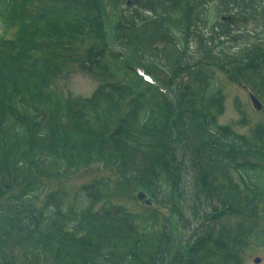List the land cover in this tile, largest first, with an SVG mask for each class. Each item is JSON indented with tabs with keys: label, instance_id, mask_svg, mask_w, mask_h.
<instances>
[{
	"label": "rangeland",
	"instance_id": "374dc122",
	"mask_svg": "<svg viewBox=\"0 0 264 264\" xmlns=\"http://www.w3.org/2000/svg\"><path fill=\"white\" fill-rule=\"evenodd\" d=\"M235 1L251 2L249 5H254L259 1L263 3L264 0H231L225 9L226 13L222 10L213 13L212 6L207 5L203 8L204 4L199 3L200 8L196 9L195 15L202 18L212 15L217 26L222 30L232 29L233 23H223V17H228V13L236 7ZM131 6L137 11L135 3ZM48 7L49 4L44 0H34V2L29 0L24 7L25 15L27 17L35 15L37 10L40 12ZM100 9L98 8L99 13L96 16H100L104 21L103 41L109 38L112 51L128 52L129 68L135 66L136 70L140 71L139 65L143 66L144 63L147 73L150 71L152 73L150 75L156 78V83L150 86L155 90L168 88L171 95L169 100L175 107L176 103L182 100V98L179 101L174 98L175 87L179 90L178 95L182 96L181 92L186 91L192 81L188 78V74L184 75L185 68H183L189 59L185 61L184 58L178 60L173 57L171 59L175 61L173 66L170 60L163 59L161 62L159 57L165 55L162 50L163 44L159 50H155L156 46L149 40L144 42L130 30L123 26L120 28L123 8L119 7L118 2L100 0ZM218 12L223 13L218 14ZM72 13L75 16L79 15L80 10H73ZM72 13L69 18L75 20ZM253 24V27H256L257 22H251L250 27ZM73 27L77 28V26ZM120 29L125 33L124 42L129 45L131 51L118 46V38L121 40ZM79 33L80 31L77 32ZM115 35L116 39H114ZM247 37V35L239 36L238 42H243ZM96 38V36H86L80 39L79 35L68 34L63 39L64 48L61 52L58 50L52 52L53 57L46 47H36L38 40L30 38L33 44L28 54L30 68L26 67L21 72L25 85L20 83L18 88L20 93L17 92L16 98L14 95L9 96L8 92H0L1 101L12 100V107L26 111L31 120L37 119L41 124L64 127L68 130L69 142L73 143L72 152H65V155L62 152V142L58 143L60 146L58 152H53L56 147L54 141L51 150L47 149L49 144L45 145V149L37 147L38 150L41 148L48 153L55 161L50 166H43L38 162L36 171L32 172L39 180L44 176L48 177L42 178L45 189L38 209L44 210L45 205L53 203L56 199L62 211L66 213L72 209L77 193L84 187L104 182L109 185L107 196H101L96 200L93 212L110 203L115 209L119 208L117 211L141 215L154 224L153 229L149 233L136 230L123 220L119 222L86 220L73 231L72 237L87 244L97 242L105 243L103 246H113L112 256L119 259L120 263H129L128 258L132 255L130 249L133 244L137 240L147 239L145 257L149 251L156 264H264V246L255 245L250 241L253 234L264 233V196L255 198L257 196L255 189L233 167L238 161L250 162L258 168L260 174H264V69L261 74L255 76L254 71L236 64L242 58L231 53V59L234 58L231 65L224 63L220 68L216 67V70L208 68L195 79L196 81L205 75L208 77L212 75L218 81V91L210 106L209 118H214L218 123L217 126L234 138L242 137L247 147L246 152L241 142H226L224 148L219 144L211 143L214 152L231 155L227 163L223 161L219 164L221 168L226 165L223 167L229 173L226 179L222 171L218 174L214 169L216 157L206 152L203 154L206 158L205 165L195 169V151L191 134H194L196 139L198 132L207 127V123L203 120L205 115L200 116L202 120L195 117L192 123L184 122L183 116L173 117L163 108V99L158 101L162 122L152 141L155 144L154 152L145 154V157L154 160L155 166L160 165L170 175L173 189L169 195H166L155 183V172L146 171L140 180L128 179V168L133 166L135 158L133 151L126 150L123 139H126L125 135L129 137L128 126L133 127V112L138 100L133 96H124L120 101L115 102L111 98L98 95L103 76L95 65L87 63V58L84 56L92 47L91 41L98 42ZM81 41L83 42L80 43ZM100 44L101 49H104L105 44ZM190 49L199 51L191 41ZM39 50L48 54L44 55ZM60 55L65 61L59 59ZM145 55L150 59L154 56L157 59H153L154 62L151 63V60H145ZM195 56H190L192 59L190 64L195 63L197 59ZM101 58H110L109 52ZM46 63L48 65H44ZM50 66L51 68L48 69ZM175 67L176 71L173 69ZM241 67L243 70L240 71ZM134 78L139 81L135 76ZM169 79L172 80V84ZM141 84L149 91L152 89L144 83ZM195 87L196 82L193 89ZM250 94L257 96L263 104L261 111L254 108ZM155 96L157 97L156 94ZM140 103L137 102L136 107ZM149 127L151 128L152 124ZM98 129L106 133L102 136L104 144L110 142L117 149L112 156L107 155L106 159L101 155L98 157L96 148L90 146L95 130ZM145 134L146 136L142 135L150 140V130L145 131ZM173 134L177 138L175 143L171 140L167 141V138ZM212 138L211 134L208 142ZM143 149L145 150L144 147ZM87 161L91 165L87 166ZM3 174H6V171H3ZM203 176L204 179L201 178ZM14 182H10L11 192L17 193L19 186ZM7 183L8 181L0 182L3 186ZM140 192L147 194V199L153 201L152 208H147L146 201L137 198ZM66 229L64 233L68 232V228ZM0 235H6L0 264H27L24 254L28 253L29 247H24L23 241H15L17 238L19 240L16 231L0 225ZM65 237L62 242L70 244L66 235ZM64 247V244L59 243L56 252H49L46 259L37 260L36 264H93L89 256L74 263L72 258L77 254V250L73 247L72 251H65ZM164 255L166 258L163 257ZM257 258L260 259L259 263Z\"/></svg>",
	"mask_w": 264,
	"mask_h": 264
},
{
	"label": "trees",
	"instance_id": "16d2710c",
	"mask_svg": "<svg viewBox=\"0 0 264 264\" xmlns=\"http://www.w3.org/2000/svg\"><path fill=\"white\" fill-rule=\"evenodd\" d=\"M28 1L0 0V92H8L9 96L14 95L16 98L17 92L20 93L18 89L20 83L25 85L21 72L26 67L30 68L28 66V54L33 48L30 38L38 40L39 43L36 47H46L47 50L51 51L52 56V52L55 50L62 51L64 48L63 39L68 34L79 35L80 39L86 36H96L98 42L91 41L92 47L85 52L84 56L87 58V63L95 65L103 76L98 95L111 98L115 102L120 101L124 96H133L138 100L137 102H141L137 107V102L135 103L133 127L128 126L127 134L129 137L125 135L126 139H123L126 150L133 151L135 158L133 166L128 168V179L130 181L140 180L146 171L155 172V183L161 187L166 195L172 192L173 185L170 175L166 173L167 171L160 165L155 166L154 160L145 157V154L154 152L155 144L152 141H154V134L162 122V114L158 110L160 99H163L164 109L173 117L174 115L183 116L184 122L191 121L190 123H192L195 117L200 118L203 114L205 115L203 120L207 123V127L198 132L196 139L195 135L191 134L195 151V169L205 165L206 158L203 154L206 152L216 157L214 169L217 170L218 174L222 171L226 179L229 174L223 169L226 165L221 168L219 164L223 161L227 163L231 155H226L224 151L222 155L219 152H214L211 143L219 144L224 148L226 142H241L246 152L247 147L244 145L242 137L234 138L227 131L220 129L214 118H209L210 106L213 104L212 101L218 91V81L212 75L209 77L205 75L196 81L195 79L201 76L200 73L203 70L207 71L208 68L209 70H216V67L220 68L224 63L231 65L234 62V58L231 59V53L242 58L236 64L254 71L255 76L262 73L264 69V1L263 3L259 1L254 5H249L251 2L242 1L238 3L235 1L236 7L228 13L232 18L233 28L222 30L217 26L214 16L207 15L202 18L195 15V11L200 8L199 3H201L204 4L203 8L207 5L212 6L214 8L213 13L220 10L226 13L225 9L231 0H133L137 6V11L128 4V0H114L119 3V7L123 8L120 28L123 26L128 31L130 30L144 42L149 40L156 46L155 50H159L161 45H164L162 50L165 55L159 57L161 62L163 59H167L173 66L175 63L174 60H171L173 57L178 60L184 58L185 61L187 58L189 59L183 68H185L184 75L188 74V78L192 81L188 84L186 91L181 92L182 96L178 95L179 90L175 87L174 98L178 101L182 98L175 107L169 100L170 96L167 92L162 89H153L128 67L129 56L112 51L108 41H103L104 21L100 16H96L101 10L100 0H44L49 4L48 9L40 12L37 10L35 15L27 17L24 7ZM73 10H80L79 15L75 16L72 13ZM223 12H218V14ZM71 13L76 21L69 18ZM251 22H257L256 27H253L254 24L250 27ZM73 26H77V28ZM79 31L80 33L77 34ZM120 32L121 40L118 38V46L121 49L125 48L131 51L129 45L124 42L125 33L122 29ZM241 35L248 37L243 42H238ZM190 41L195 43L199 51L190 49ZM100 43L105 44L104 49H101ZM236 50L237 52H233ZM39 51L43 52L44 55L48 54L46 51ZM106 52H109L110 58L102 59L101 57ZM190 56L197 58L195 63L190 64L192 60ZM144 58L151 60V63L154 62L153 59H157L155 56L150 59L147 55ZM59 59L65 61L62 55L59 56ZM44 65H48V63ZM143 66L146 65L143 63ZM50 68L51 66L48 67V69ZM173 69L176 71V67ZM241 70H243L242 67ZM148 73L152 74L150 71ZM133 75L153 90L149 91ZM171 75L174 74L171 73ZM158 79L161 80L159 77ZM170 82L172 84V80ZM195 82L196 87L193 89ZM39 98L41 99V96ZM12 103V100L11 102L0 100V182L8 181L4 186L0 184V225L15 230L19 237V240L17 238L15 241H23L24 247H29L28 253L24 254L27 264H36L37 260L46 259L49 252H56L59 243L64 244L65 251H72L73 247L77 250V254L72 258L74 263L89 256V260L93 264H123L115 256H112L113 246H103L105 243L97 242L87 244L73 238V231L86 220H95L96 222H119L123 220L136 230H144L147 233L153 229L154 224L141 215L117 211L119 208L115 209L110 203L104 204L99 210L93 212V205L96 200L105 196L109 190V185L104 182L84 187L77 193L72 209L66 213L62 211L57 200L45 205L44 210L38 209L45 189V184L41 179L48 177L44 176L39 180L33 176L32 172L36 171L38 162L42 163L43 166H50L51 163L55 162L41 148L45 149V145L49 144L47 149L51 150L54 141L56 147H54L53 152H58L60 151L58 143L61 144L62 142V152L65 155V152H72L73 143H70L67 138L68 130L61 125L52 126L48 123L41 124V121L37 122V119L31 120L26 111L12 107ZM86 107H88L87 104ZM200 119L202 120V118ZM151 124L152 127L150 128ZM191 127L195 130L194 126L191 125ZM148 130H150L151 141L144 137L146 136L145 131ZM105 134L102 129L95 130L90 146L96 148L98 157L101 155L106 159L108 158L107 155L112 156L117 152V149L110 142L104 144L102 136ZM211 134L213 138L208 142ZM168 140L175 143L177 138L173 134L167 138ZM205 143L208 144V147ZM38 146L41 147L39 150ZM140 152L141 156H139ZM150 157L154 158L152 154ZM86 165L91 164L88 162ZM233 167L255 189L254 192L257 193L255 198H259L260 195L264 196V174H260L257 167L250 162L242 163L240 161ZM3 171H6V174H3ZM201 178L204 179V176ZM20 179L23 181H17ZM10 182L19 186L17 193L11 192L12 185ZM65 227L68 228L67 233H64L67 230ZM65 235L70 244L62 242L66 239ZM5 238L6 235H0L1 258H3V247L6 243ZM146 241L147 239L137 240L133 244L130 249L132 255L128 258L129 263L127 264L131 262L156 264L149 251L145 257ZM250 241L255 245L264 246V233L253 234Z\"/></svg>",
	"mask_w": 264,
	"mask_h": 264
},
{
	"label": "water",
	"instance_id": "95a60500",
	"mask_svg": "<svg viewBox=\"0 0 264 264\" xmlns=\"http://www.w3.org/2000/svg\"><path fill=\"white\" fill-rule=\"evenodd\" d=\"M252 100H253V102H254L255 107H256L258 110H261V109H262V106H261V104L259 103V101H258L255 97H252ZM257 262H259V260H257Z\"/></svg>",
	"mask_w": 264,
	"mask_h": 264
}]
</instances>
